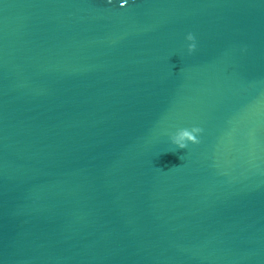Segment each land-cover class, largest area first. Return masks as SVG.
Returning a JSON list of instances; mask_svg holds the SVG:
<instances>
[{"label":"water","instance_id":"obj_1","mask_svg":"<svg viewBox=\"0 0 264 264\" xmlns=\"http://www.w3.org/2000/svg\"><path fill=\"white\" fill-rule=\"evenodd\" d=\"M0 264H264V0H0Z\"/></svg>","mask_w":264,"mask_h":264},{"label":"clouds","instance_id":"obj_2","mask_svg":"<svg viewBox=\"0 0 264 264\" xmlns=\"http://www.w3.org/2000/svg\"><path fill=\"white\" fill-rule=\"evenodd\" d=\"M185 41H187V50L191 52L195 48L194 36L191 32H188L184 36ZM201 130L198 127H191L190 129L183 131H176L174 134H170V141L175 144L179 149L185 148V141L191 142L193 144L198 143V133Z\"/></svg>","mask_w":264,"mask_h":264},{"label":"snow or ice","instance_id":"obj_3","mask_svg":"<svg viewBox=\"0 0 264 264\" xmlns=\"http://www.w3.org/2000/svg\"><path fill=\"white\" fill-rule=\"evenodd\" d=\"M121 6H123V5H121Z\"/></svg>","mask_w":264,"mask_h":264}]
</instances>
